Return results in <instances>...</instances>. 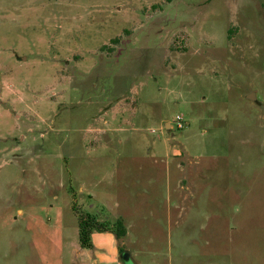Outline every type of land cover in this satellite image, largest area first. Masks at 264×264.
Wrapping results in <instances>:
<instances>
[{
    "label": "rangeland",
    "instance_id": "rangeland-1",
    "mask_svg": "<svg viewBox=\"0 0 264 264\" xmlns=\"http://www.w3.org/2000/svg\"><path fill=\"white\" fill-rule=\"evenodd\" d=\"M85 213L137 264H264V0H0V264H109Z\"/></svg>",
    "mask_w": 264,
    "mask_h": 264
},
{
    "label": "trees",
    "instance_id": "trees-1",
    "mask_svg": "<svg viewBox=\"0 0 264 264\" xmlns=\"http://www.w3.org/2000/svg\"><path fill=\"white\" fill-rule=\"evenodd\" d=\"M113 41H117V39ZM107 231L113 232L117 239H121L127 234V227L122 218L111 225L99 221L95 215L90 213H85L79 217V240L82 248L93 249L95 247L92 239L93 233ZM123 250L122 247H119L120 253Z\"/></svg>",
    "mask_w": 264,
    "mask_h": 264
},
{
    "label": "crops",
    "instance_id": "crops-1",
    "mask_svg": "<svg viewBox=\"0 0 264 264\" xmlns=\"http://www.w3.org/2000/svg\"><path fill=\"white\" fill-rule=\"evenodd\" d=\"M127 234H128V231H127ZM127 234L122 238H125ZM92 239H93L94 246H95L94 247L95 253L99 257L100 261L106 262L109 264H113V263H117L121 261L123 264H125L120 257V252H119L118 242H117L118 240L120 241L121 239H117L113 232H110V231L95 232L92 235Z\"/></svg>",
    "mask_w": 264,
    "mask_h": 264
},
{
    "label": "water",
    "instance_id": "water-1",
    "mask_svg": "<svg viewBox=\"0 0 264 264\" xmlns=\"http://www.w3.org/2000/svg\"><path fill=\"white\" fill-rule=\"evenodd\" d=\"M248 97L249 98H255L256 99V95L255 94H250ZM120 257H121L122 261L125 264H136L135 261L133 260L132 256H131L130 252L127 251V250H123L120 253Z\"/></svg>",
    "mask_w": 264,
    "mask_h": 264
},
{
    "label": "built area",
    "instance_id": "built-area-1",
    "mask_svg": "<svg viewBox=\"0 0 264 264\" xmlns=\"http://www.w3.org/2000/svg\"><path fill=\"white\" fill-rule=\"evenodd\" d=\"M177 120H178V126L180 128L183 127V117L182 116H178L177 117Z\"/></svg>",
    "mask_w": 264,
    "mask_h": 264
}]
</instances>
